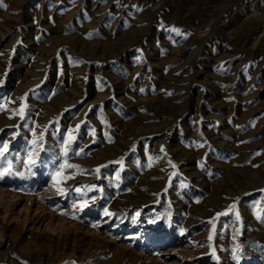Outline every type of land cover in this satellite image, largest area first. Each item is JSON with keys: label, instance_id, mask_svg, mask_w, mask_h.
<instances>
[{"label": "rangeland", "instance_id": "1", "mask_svg": "<svg viewBox=\"0 0 264 264\" xmlns=\"http://www.w3.org/2000/svg\"><path fill=\"white\" fill-rule=\"evenodd\" d=\"M5 142L0 264H264V0H0Z\"/></svg>", "mask_w": 264, "mask_h": 264}, {"label": "snow or ice", "instance_id": "2", "mask_svg": "<svg viewBox=\"0 0 264 264\" xmlns=\"http://www.w3.org/2000/svg\"><path fill=\"white\" fill-rule=\"evenodd\" d=\"M172 31H180L178 28H173L172 29ZM24 107V105L22 104L21 105V108H23ZM22 114V113H21ZM77 127H79V125H77ZM6 149V142H5V148L4 149H0V153H2L4 150ZM25 163L26 164H29V163H35V161H31V160H26L25 161ZM68 167H77V166H75V165H67ZM61 167H64V165H62ZM173 167H175V165H173ZM99 169H97V171H98ZM5 172L6 171H8V169H5L4 170ZM54 179H55V176H54ZM78 191H79V189H78ZM85 205H83V204H81V207H84ZM105 211H107V209L105 210ZM217 215H220L219 213L217 214ZM237 218H239V213L237 212ZM209 239H211V236L209 237ZM70 264H75V262H70Z\"/></svg>", "mask_w": 264, "mask_h": 264}]
</instances>
